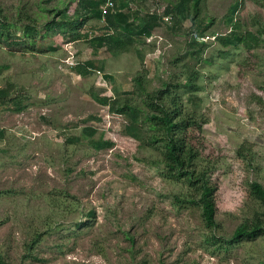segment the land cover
<instances>
[{
	"label": "rangeland",
	"instance_id": "obj_1",
	"mask_svg": "<svg viewBox=\"0 0 264 264\" xmlns=\"http://www.w3.org/2000/svg\"><path fill=\"white\" fill-rule=\"evenodd\" d=\"M109 1L112 25L92 13L102 2L0 0L10 32L36 33L32 50L0 39V262L261 264L264 207L249 183L264 190V0ZM76 12L77 26H43ZM165 88L159 101L173 94L192 120L191 167L215 185L212 225L147 139L145 93ZM124 102L134 122L108 107ZM252 223L254 237L207 240Z\"/></svg>",
	"mask_w": 264,
	"mask_h": 264
},
{
	"label": "trees",
	"instance_id": "obj_2",
	"mask_svg": "<svg viewBox=\"0 0 264 264\" xmlns=\"http://www.w3.org/2000/svg\"><path fill=\"white\" fill-rule=\"evenodd\" d=\"M104 0H80L82 8H93L99 2ZM193 6L196 5L197 0H192ZM175 9L181 10V3H178L175 6ZM60 9H57L56 12H60ZM109 12L106 11L101 13L100 9H95L92 13H95L97 16L103 15L106 18L109 24L112 25L111 20L109 19ZM81 13L76 12V17L70 20H59L51 18L43 23L45 28H53L57 26H62L67 24L69 27H74L82 23L84 16H79ZM156 16L149 14L146 17L140 19V32H148V29L151 25L155 24ZM14 25L11 21H5L3 17H0V39L4 45L8 47L14 46H26L28 49H34L36 47L35 42V31L34 25L32 23H23L21 26V33L19 35H14L13 30L10 32L8 26ZM116 23H114V26ZM23 37V39H20ZM107 38L106 34H101L98 36V39ZM114 43H119L120 40L114 38ZM81 71L87 72L88 69L84 66L83 63H76ZM170 91L165 89H157L152 94L149 92L145 93L143 102L146 105V108L143 112L142 119L146 121L148 127L150 128V133L147 136V139L150 143L159 142L160 144V160L163 165V168L166 172L172 176H182L189 184H193L197 190V197L194 199L195 203L200 208V214L205 225L213 224V211H214V201L212 198V193L214 189V183H210L208 177L205 176L204 170L194 169L191 167V159L195 157V148L189 144L187 140V127L192 123L190 118H182L180 116V111L178 110V105L175 104L173 94L170 97V105H166L163 102L159 101L162 95H169ZM103 101L106 98L102 99ZM108 107L117 112H122L127 115L131 121L134 122L135 117L138 114V109L124 102L119 106H113L112 104ZM249 189L254 198L259 202L261 206L264 207V190L256 182L249 183ZM257 223H252L249 226L240 224L235 227L231 236L227 239L217 238L214 235H209L207 240L211 243L217 242L221 243H232L236 242L242 237H254L258 230H260ZM0 264H4L0 262ZM261 264H264V255L261 261Z\"/></svg>",
	"mask_w": 264,
	"mask_h": 264
},
{
	"label": "built area",
	"instance_id": "obj_3",
	"mask_svg": "<svg viewBox=\"0 0 264 264\" xmlns=\"http://www.w3.org/2000/svg\"><path fill=\"white\" fill-rule=\"evenodd\" d=\"M104 2L111 3L109 0H104L102 3H104ZM107 9H108V7H107L106 3H104V6H103L102 8H100V11H101V12H105ZM163 18H164L165 20H167V19H168V16L165 15Z\"/></svg>",
	"mask_w": 264,
	"mask_h": 264
}]
</instances>
